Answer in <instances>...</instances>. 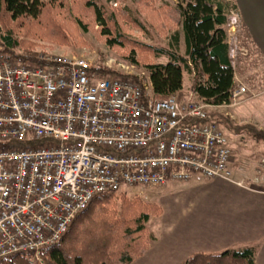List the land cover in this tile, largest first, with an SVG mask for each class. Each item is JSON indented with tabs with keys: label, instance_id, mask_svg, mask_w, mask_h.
<instances>
[{
	"label": "built area",
	"instance_id": "2783aa9c",
	"mask_svg": "<svg viewBox=\"0 0 264 264\" xmlns=\"http://www.w3.org/2000/svg\"><path fill=\"white\" fill-rule=\"evenodd\" d=\"M225 28L233 68L234 9ZM246 92L234 80L219 105L157 98L148 77L104 76L82 55L0 58V261L21 254L41 262V250L62 238L95 195L192 173L233 181L229 141L211 113L237 105Z\"/></svg>",
	"mask_w": 264,
	"mask_h": 264
},
{
	"label": "trees",
	"instance_id": "16d2710c",
	"mask_svg": "<svg viewBox=\"0 0 264 264\" xmlns=\"http://www.w3.org/2000/svg\"><path fill=\"white\" fill-rule=\"evenodd\" d=\"M108 1L0 0V58L33 63L37 40L68 46L72 31H89L98 25L110 45L129 50L132 61L143 64L155 97L182 94L185 73L191 78L193 94L203 102L219 105L228 100L234 71L225 43V23L233 2L177 0L157 5V0H130L113 8ZM149 27L160 34L166 29L171 31L166 45L139 41L129 34L137 28L148 35ZM135 50L140 54L139 61L133 57ZM150 54L165 57V61L155 62ZM100 71L108 77L121 75L106 67ZM131 76L140 82L137 76ZM211 116L221 124L219 116ZM242 127L264 141V131L252 125ZM117 193L95 195L72 218L62 238L41 250V262L33 264H133L154 239L146 223L150 216L161 215V208ZM254 252L253 246L217 253L195 252L179 264H256ZM0 264L30 263L19 254Z\"/></svg>",
	"mask_w": 264,
	"mask_h": 264
},
{
	"label": "crops",
	"instance_id": "0c3cea01",
	"mask_svg": "<svg viewBox=\"0 0 264 264\" xmlns=\"http://www.w3.org/2000/svg\"><path fill=\"white\" fill-rule=\"evenodd\" d=\"M232 2L231 9L237 12L241 26L239 65L249 61L257 65L250 84L233 67V80L244 84L242 79L251 91L238 106L240 117L242 124L264 131V0ZM189 81L183 74L182 87H191V78ZM253 99V104L246 105ZM229 135L233 181L196 173L186 181L167 180L163 184L165 187L171 182L167 193L160 196V230L154 234L148 250L133 264H179L195 252L217 253L248 246L255 248L254 262L264 264V177L260 178L264 174V144L254 145L259 152L263 148L260 164L255 166L245 147L236 145L234 136ZM241 180L242 184L236 182Z\"/></svg>",
	"mask_w": 264,
	"mask_h": 264
},
{
	"label": "rangeland",
	"instance_id": "374dc122",
	"mask_svg": "<svg viewBox=\"0 0 264 264\" xmlns=\"http://www.w3.org/2000/svg\"><path fill=\"white\" fill-rule=\"evenodd\" d=\"M126 1L129 2L130 0H109L108 5L113 8H119L123 6ZM157 1H156L157 5H159L165 2H168L169 4H173L177 0H157ZM225 1L229 3L232 2V0H225ZM68 4L71 5V1H68ZM170 32L171 31L166 29V31H164V34H160L157 33L154 29L149 27L148 35L150 36L143 34L137 28L132 29V31L129 34L131 37L139 41H145L146 43H152L157 45H166L167 38ZM240 33L241 30H239V33L237 35V42H236L237 55L234 59V66L236 73L238 75L240 74L245 75L246 83L250 84L253 83V79H255V76H251V75L256 74L257 65L255 61H249L246 64L239 65V63L241 62L239 58L241 56L240 47H242V44L240 42V40H242V38L240 37L241 36ZM69 43L70 44L68 46H60L45 40H37V45L34 48L35 56L39 52H58L66 55H76V56L82 55L86 59H88L91 62V64L94 66H98L100 68L106 67L115 70L118 73H121V75H118L117 77H127L130 79H134V77L131 76L134 75L139 78L140 83L147 82L148 75L143 64L141 62H139L138 64L133 62L132 54L130 53L129 50L124 49L123 47L110 45L107 42L105 36H103L99 32L98 25H96L93 28V30H89V31H84L82 28H78L76 31H72V35L70 37ZM138 55L140 56L138 50H135L133 57H135L139 61ZM150 57L155 62L165 61V57L156 58L153 56V54H150ZM248 77L250 78L248 79ZM184 78L188 79V82H190L189 81L190 77L189 76L187 77L185 73H184ZM241 81L244 82V84L243 83L242 84L246 86L247 92L242 96V99L239 100L240 102L232 107H216V108L212 107V110L215 115L219 116L222 119L220 121L222 125L221 127L229 141V145L230 146L232 145L230 141V137H231L229 135L230 133L232 134V136H234V142L236 143V145L242 148L245 147L244 149L248 153L247 157L249 158L250 161H253L254 163L253 165L256 166L257 163L260 164V157L262 154L261 150H263V148L259 152V149H256V146L254 145H256L257 142L264 144V141L255 139L254 136L249 131H247L242 127L243 125H250V124H242L243 122L240 117L241 113L239 111L238 106L248 98L251 91L249 90V87L247 86L245 81H243L242 79ZM179 97L182 101H188V100L200 101V102L202 101L196 95L193 94L191 87H183L182 94H180ZM255 100L256 99L251 100L250 102L246 103V105L253 104ZM219 117H217V119ZM232 121L235 124H233ZM233 134H238V135H233ZM262 175L264 176V174ZM170 183L171 182H169L167 185H170ZM167 185L165 187L163 185L154 186V187L123 186L120 189V191H118V193L123 192L130 199L140 198L143 202L155 203L159 205L160 196H164L167 193L166 190L169 187ZM162 220L163 219L161 215L149 217L146 226L148 233L151 234L153 237L155 233L159 232L160 222Z\"/></svg>",
	"mask_w": 264,
	"mask_h": 264
}]
</instances>
